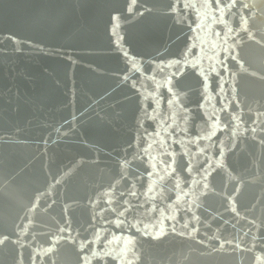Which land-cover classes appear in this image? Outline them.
<instances>
[{
    "label": "water",
    "instance_id": "water-1",
    "mask_svg": "<svg viewBox=\"0 0 264 264\" xmlns=\"http://www.w3.org/2000/svg\"><path fill=\"white\" fill-rule=\"evenodd\" d=\"M0 264H264V0H0Z\"/></svg>",
    "mask_w": 264,
    "mask_h": 264
}]
</instances>
